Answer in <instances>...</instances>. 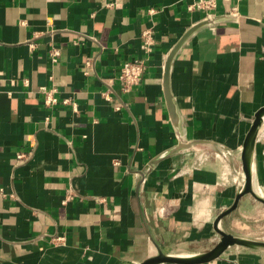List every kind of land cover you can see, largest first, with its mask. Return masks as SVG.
<instances>
[{"label":"crops","instance_id":"1","mask_svg":"<svg viewBox=\"0 0 264 264\" xmlns=\"http://www.w3.org/2000/svg\"><path fill=\"white\" fill-rule=\"evenodd\" d=\"M193 1L0 0V264H139L212 247L264 106V0H217L209 16ZM199 23L170 66L175 121L166 65ZM136 58L143 81L123 91L120 68ZM224 148L228 162L215 154ZM201 264H264V249L231 246Z\"/></svg>","mask_w":264,"mask_h":264},{"label":"water","instance_id":"2","mask_svg":"<svg viewBox=\"0 0 264 264\" xmlns=\"http://www.w3.org/2000/svg\"><path fill=\"white\" fill-rule=\"evenodd\" d=\"M203 23H199L195 25L194 27L190 28L184 34L182 39L175 45V47L173 48V50L171 51L168 57V61L166 65V73H165V90H166V96H167L168 102L171 107L172 115L175 121L178 120V114L176 112V108L174 105V101L172 99V95L170 94V91H169L171 62L176 52L179 50L182 44L186 41V39L196 30V28H198ZM263 122H264V106L260 107L256 111L252 124L250 126V129L248 130L245 136V139L243 141L241 157H242V168L245 174L244 183L240 186L234 202L230 205V207L222 211L218 215L217 219L215 220V229L221 235L219 241L212 248L206 251H203V252H199L195 254H185V255L161 252L158 255L150 257L146 259L145 261H142L139 264H164V263L201 264V263H205L210 260L219 258L229 247L234 246V245H241V246L255 248V249H264V241L249 239V238L242 237V236H237L231 232L224 230L221 227V219L225 215L231 213L238 207V204L244 195L251 194L258 201L264 204V197L260 196L255 191L254 177H253V160H254L255 145H256L260 126L263 124ZM181 147L182 145L179 146V148Z\"/></svg>","mask_w":264,"mask_h":264},{"label":"built area","instance_id":"3","mask_svg":"<svg viewBox=\"0 0 264 264\" xmlns=\"http://www.w3.org/2000/svg\"><path fill=\"white\" fill-rule=\"evenodd\" d=\"M113 4V3H109ZM217 7V0H196L189 4L188 9L190 10H196L200 9L203 11H206L209 15H212V11L215 10ZM151 12H154V9L150 10ZM154 44V37L153 33L150 30H146L142 33V48L143 50L149 54L153 49ZM52 57L54 60L57 59V56L59 55L58 49H53ZM87 64L90 65L89 62ZM146 59H131L126 60L123 62L119 74L118 79L121 83V88L123 91H131L135 86L142 83L144 75H145V69H146ZM40 91L44 93L45 95V104L47 106H53L57 104L58 98L55 94V89H49L46 86H42L40 88ZM110 98V96H108ZM63 103L65 104H71L74 109H77V104L70 98H66L63 100ZM233 151L229 148H224L219 151H217L215 154L216 156L221 159L224 162H228V159L231 157ZM30 153L19 151L17 153V157L19 161H24L29 157ZM241 179H243V175H241Z\"/></svg>","mask_w":264,"mask_h":264},{"label":"rangeland","instance_id":"4","mask_svg":"<svg viewBox=\"0 0 264 264\" xmlns=\"http://www.w3.org/2000/svg\"><path fill=\"white\" fill-rule=\"evenodd\" d=\"M261 140H264V130H262V134L260 135V139H258V141ZM241 170V175H243L244 171L243 169ZM263 180L264 179L259 181L255 180L254 186H257V183H259L260 188H262L264 191ZM242 183H244V180ZM248 195V202L243 204V207H241L240 210L231 212V215L229 216V224H227L229 226L228 232H231L237 236L264 241V204L258 201L253 195ZM223 227L224 226H222V228ZM220 237L221 235L218 234L217 238L212 242V247L219 241ZM236 247L241 249L249 248L241 245L233 246V248Z\"/></svg>","mask_w":264,"mask_h":264},{"label":"bare ground","instance_id":"5","mask_svg":"<svg viewBox=\"0 0 264 264\" xmlns=\"http://www.w3.org/2000/svg\"><path fill=\"white\" fill-rule=\"evenodd\" d=\"M264 128V123H263V125H261L260 126V129H259V132H258V137H259V135H260V132L262 131V129ZM257 137V138H258ZM241 174V173H240ZM243 178L245 179V174L243 173ZM238 178V177H237ZM255 187V191L260 195V196H262V197H264V191L262 190V188H260V186H259V183H257V186H254Z\"/></svg>","mask_w":264,"mask_h":264}]
</instances>
